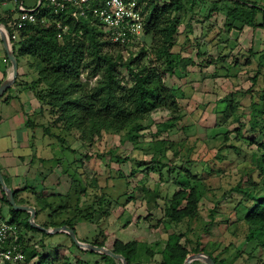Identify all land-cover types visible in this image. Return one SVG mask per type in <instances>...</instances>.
<instances>
[{
	"label": "trees",
	"instance_id": "trees-1",
	"mask_svg": "<svg viewBox=\"0 0 264 264\" xmlns=\"http://www.w3.org/2000/svg\"><path fill=\"white\" fill-rule=\"evenodd\" d=\"M5 1L0 0V5ZM21 1L23 2V0H16L17 11H19L18 5ZM40 1L42 3L39 6ZM209 2L211 6L207 7V14L204 17L209 19L218 11L224 14L226 12L224 27L221 28L211 22L202 36L194 40L186 34L181 50L184 53H190L186 57L175 56L173 51L179 43L180 27L185 23V14H195L197 7L203 11L204 4ZM218 2L224 5L219 7L216 5ZM37 6L35 9L40 12L39 21L18 31V39L13 41V49L18 63L20 58H26L28 65L37 70V80L32 81L31 87L27 84V87L35 92L42 104V109L47 108L51 114L52 122L45 128V134L51 135L54 124H59L67 133L76 130L79 133L78 138L83 143L94 144L105 136L119 135L131 142L136 150H146L148 154L151 153L153 156L149 162L137 161L136 167L129 176L120 175L126 177L127 183L133 182L139 173L149 175L151 170L162 172L165 164L161 162L159 155L167 151H176L173 146L174 142L170 139H156L163 132L175 129L177 122L182 118L177 90L167 84L166 76L168 74H178L179 78L186 76L188 68L197 65L196 59L192 56L193 52L202 62L227 63L228 58L222 53L218 54L216 59L211 58L212 53L207 46L210 45L209 42L216 39L226 45L233 30L241 32L246 26L264 30V4L261 5L254 0H169L167 2L150 0L145 8L143 38L152 37V45L148 48L144 45L136 53L130 48L134 45L139 46L141 41L130 44L132 46L113 43L108 38L109 34L103 28V24L93 15L76 18L71 15V12L57 14L52 7L46 6L44 0H39ZM13 15V11H7L4 15L0 14V23L11 34L15 30L13 25L17 21ZM42 18H46L47 22L42 23ZM186 23V27L192 31L191 21L188 20ZM214 30H217L216 34H213ZM223 32H226L229 37L226 40L222 39ZM210 33L213 34L212 39L207 40ZM127 53L128 56H126ZM248 53L249 57L245 65H250L252 62V48L248 50ZM5 59L10 63L7 54ZM200 64L199 66L203 65L201 62ZM240 64L239 61L229 64L226 69L227 77L236 76L237 72L243 68ZM122 69L127 71L128 77H125ZM233 69L238 70L233 72L231 71ZM260 78L263 81V86L260 87L261 96H258L257 100L255 96H251L249 106V129L247 131L250 135H245L246 125L242 122L234 130L235 139L237 138L235 141H239L241 145H256L253 155L255 156L254 165L230 192L240 195V200L234 208L236 212L234 223L246 226V241L255 243L258 249L264 250V140L260 142L257 139L258 135L264 138V65L261 63L252 78V86L258 85ZM94 79L95 82L91 84ZM4 80H0V85ZM252 88L248 90V93L253 92ZM9 90L0 100L8 101L9 97H6V94ZM237 93L238 91H232L217 101V103L226 105L223 111H219V114H223L222 117L225 120L229 119L227 124L240 122L243 117L239 110L241 103L236 98ZM160 111H168L169 119L160 124L162 127L155 134L153 133L151 142L143 141L144 132L152 126V115ZM30 123L28 122L26 126L32 129L35 123L31 125ZM229 134V132L225 134V144L231 140ZM51 136L57 137L62 144L66 142V139L61 138L59 134ZM225 146L227 149L235 150L236 153L241 151L240 146L236 144ZM68 147L71 148L69 144L66 148ZM112 160H115L114 156ZM130 160H132L131 156L124 159L119 156L116 158L118 163ZM142 166L146 167L140 169ZM183 172L192 174L190 169L185 167H174L168 170L167 182L170 186H176L177 189L169 198L166 197L164 213L165 218L176 223L199 218L200 202L208 190L204 185V180L195 174L190 175V178L195 181L194 184L189 180H186L187 183H180ZM254 172L262 178L260 184L252 175ZM51 174L52 171L47 170L42 164L29 185L23 189L13 190L19 205L29 204L20 197L22 192L30 191L33 194L37 219L44 215L43 212H48L47 222L42 224L43 227L51 229L67 226L73 229L78 236L77 226L79 224H95L98 229L96 236L91 240L78 236L79 240L107 247L114 253L123 255L129 264L151 261L159 253L162 260L158 264H184L190 253L205 251L198 241L196 247L189 249L187 243H183V238L185 239L186 236L188 238V235L175 232L168 236L164 249L159 248V242L153 246L137 239L124 242L115 236L111 237L112 241L109 244V235L105 234L104 221L110 217L113 203L105 191L98 192L97 178L89 179L90 183L88 187H85L84 173H81L82 178L81 175L66 173L67 183L59 177L52 183V186L56 185L55 189L47 186ZM173 174L177 176L173 177ZM162 176L163 174L160 173V178ZM4 178L8 182L6 176ZM140 183L138 186L143 194L142 198L147 202L155 201L159 194H151L153 191ZM39 187H42L41 190L38 189ZM87 190L90 194L95 193L94 200L91 202L86 200L89 198ZM0 192L2 194L0 202L9 207L8 220L5 217L3 206L0 207V223L6 222L17 227V243L26 257L20 264H91L85 259L86 255H100L103 264H117L116 260L109 255L78 247L68 234L65 235L72 241V247L59 246L52 256L40 253L38 249L29 245L25 233L34 231L41 233L44 237L53 235L32 227L29 223V213L15 211L9 204L1 185ZM132 198L134 196L130 195L129 199ZM146 218L151 217L148 215ZM211 222H215V219L212 218ZM210 224L205 226V231L208 230ZM208 253L217 264H225L210 252Z\"/></svg>",
	"mask_w": 264,
	"mask_h": 264
},
{
	"label": "rangeland",
	"instance_id": "rangeland-1",
	"mask_svg": "<svg viewBox=\"0 0 264 264\" xmlns=\"http://www.w3.org/2000/svg\"><path fill=\"white\" fill-rule=\"evenodd\" d=\"M38 1L23 0V4L27 9H35L38 7ZM160 1L167 2L169 0ZM254 1H257L261 5L264 4V0ZM216 5L221 7L224 4L218 2ZM210 6V2L205 3L203 11H200L199 7H197L195 14H185V23L180 27L179 43L173 51L175 56L182 55L186 57L189 55L190 52L184 53L181 50L183 38L186 34H189L194 40L202 36L211 22L216 23L221 28L224 27L226 12L224 14V12L218 11L210 16L209 19L204 17L207 14V7ZM16 8V0H7L6 4L0 5V14L4 15L7 11H13V17L17 19L19 11ZM188 20L191 21L192 31L186 27V21ZM216 32L217 30H214L213 34H216ZM213 34L210 33L207 40L212 39ZM227 38H229L227 33L223 32L222 39L226 40ZM209 44L207 46L212 53L210 55L211 58L216 59L217 55L222 53L227 56V63L221 61L218 63L213 62V64L202 62L201 59L196 58L195 52H193L192 56L196 59L197 65L190 66L186 76L182 78H179L178 74H168L166 76L167 84L177 90L179 103L182 108V118L177 122L175 129L163 132L156 139H170L174 142L173 146L176 151H167L165 154L159 155L161 162L166 166V168L165 166L162 168V172L160 170L157 172L151 170L149 175L139 173L131 183H127L126 177L124 178L120 175L129 176L136 167L137 161L149 162L153 155L151 153L148 154L146 150H136L131 142H128L119 135L105 136L94 144L83 143L78 138L79 133L76 130L67 133L59 124H54L51 135L59 134L61 138L66 139L65 144H62L55 136L46 135L45 128L49 124L51 125L52 122L51 114L47 108L42 109V104L35 92L27 87V84L30 86L32 81L37 80L38 73L35 68H31L28 65L26 58H20L19 69L22 72L26 68L28 70L27 74H19L18 80L16 79L17 83H14L9 88L10 90L7 92L6 97L10 99L18 98L21 102L29 98L39 101L37 109L25 113L23 116L25 124L28 122H31L30 125L35 123L32 125V129H30L29 139H31V143L28 147L22 148V154L24 152L23 156L31 154L30 159H33L37 153L38 155L47 157L48 153H43L44 148L47 147L51 151L49 152L51 155L65 158L67 161L62 172L67 170L68 174L81 175V178V173H84L83 183L85 187H88L90 183L89 179L96 177L99 185L98 192L103 190L108 194L107 197L112 199V213L108 220L104 221L105 234L109 235V244L112 241L110 240L111 237L115 236L124 242L137 239L141 242H148V244L153 246L156 242H159V248L164 249L170 234L174 232L177 234L186 233L188 235V238L187 236L185 237L187 242L183 238V243H187L189 249L196 247V242L198 241L201 243V247L205 248V251L200 253L209 255L208 252H210L225 264H264V250L258 249L255 243H248L246 241V226L234 223L236 220L234 208L240 200V195L230 192L242 179L244 174L253 167L255 161V156L253 155L256 151V145H241L239 141H235L237 138L235 139L234 130L242 122L246 125L244 127L245 135H250V132L247 130L249 129L248 120L251 96H255L254 98L257 100L258 96H261L260 87L263 86L261 78L258 85L252 86V78L258 70L259 63L264 65V30L262 28L246 26L241 32L233 30L230 34V40L226 45L221 40L216 39L209 42ZM138 45L131 47V51L133 50V52L137 53L144 45L147 48L151 47L152 37L143 38ZM250 48L253 51L252 62L250 65H245L246 59L249 57L248 50ZM126 56H128V53ZM233 61L241 62L240 66H243V68L237 72L236 76L227 77L226 69H228L229 64L231 65ZM200 62L203 63L202 66H199ZM236 70L238 69L231 71L235 72ZM121 71L125 77L128 75L125 69ZM215 74L216 76H214ZM94 82L95 79L92 80L91 84ZM251 88L253 92L248 93V90ZM232 91H238L236 98L241 103L239 110L243 117L240 122L227 124L229 119L225 120L222 117L223 114H219V111H223L226 105L220 104V102L217 103V101L226 97ZM29 94L32 96H28V98L27 95ZM2 103H4V99L0 100V107ZM169 117L168 111L154 113L152 115V126L144 132L142 140L151 142L153 133L155 134L162 127L160 124L166 122ZM228 132L230 133L231 140L225 144V134ZM257 137L260 142L264 140L260 135ZM68 144L71 148H66ZM232 144L240 146V153L225 148L227 147L225 145ZM72 147L79 151L77 158L82 160L78 164L80 166H75L73 158L76 155L73 156ZM221 149L223 151H220ZM219 153L221 154L220 156ZM112 156H114L115 160H112ZM118 156L121 159L131 156L132 160L118 163L116 162ZM134 159L136 161H133ZM144 167L142 166L140 169ZM174 167L190 169L192 174L204 180V185L208 189L200 202V216L196 220H185L181 223H176L165 218L166 197L169 198L177 189L176 186H170L167 182L169 178L168 170ZM160 173L163 174L162 178H160ZM192 174L183 172L180 183H187L186 180H189L190 183L194 184L195 181L190 178ZM252 175L260 184L262 178L257 176V172H254ZM176 176L177 174H173V177ZM64 180L66 182L65 178ZM139 183H143L150 191H153L151 194H159L155 201L146 202L142 198L143 194L138 186ZM41 188L39 187L38 189L41 190ZM87 192L89 198L86 200L91 202L94 200L95 193L91 192L90 194L88 190ZM1 195L0 192V197ZM130 195L134 196L131 200L129 199ZM20 197L29 202L26 205L34 207V196L30 191L22 193ZM0 207L4 209L5 217L8 220L9 207L3 205L1 202ZM43 214L38 219L36 218V222L40 225L47 222L46 216L48 212H43ZM148 215L151 218H146ZM212 218L215 219V222H211ZM127 222L129 224L126 225ZM209 223L211 224L208 230L205 231V226ZM77 230L79 237H87L89 240L98 233V229L92 223H84L77 227ZM65 234L56 233L52 237H44L41 233L28 231L25 233V238L29 241L31 247H35L40 253L52 256L59 246L72 247V241ZM193 254L197 253H190V255ZM85 259L91 264H103L100 255H86ZM161 260L162 258L159 253L151 261L139 264H158ZM116 263L123 264L120 260H116ZM191 264L206 263L202 260H195Z\"/></svg>",
	"mask_w": 264,
	"mask_h": 264
},
{
	"label": "built area",
	"instance_id": "built-area-1",
	"mask_svg": "<svg viewBox=\"0 0 264 264\" xmlns=\"http://www.w3.org/2000/svg\"><path fill=\"white\" fill-rule=\"evenodd\" d=\"M150 0H44L46 6L55 13L71 12L73 17L93 15L109 34V39L119 45L135 44L143 40L145 26V8ZM42 1L39 2V6ZM19 17L14 23V32L10 39L17 41L18 31L29 24L39 21L40 12L27 9L21 1L18 5ZM42 23L47 19L42 18ZM132 46V45H130ZM17 227L6 222L0 223V264H20L25 254L17 243Z\"/></svg>",
	"mask_w": 264,
	"mask_h": 264
},
{
	"label": "crops",
	"instance_id": "crops-1",
	"mask_svg": "<svg viewBox=\"0 0 264 264\" xmlns=\"http://www.w3.org/2000/svg\"><path fill=\"white\" fill-rule=\"evenodd\" d=\"M7 0L3 2L6 4ZM1 4V5H3ZM6 52L3 46V42L0 36V80L7 79L12 74V65L5 61ZM20 67V66H19ZM28 70L25 68L24 71H20L19 74H27ZM18 74V76H19ZM32 96V95H27ZM29 98V97H28ZM38 101V100H37ZM36 99L29 98L24 102L18 100V98L8 99L4 101L0 107V168L4 176H6L8 182L7 185L12 189H23L29 183H31L37 170L41 169L42 164L49 171H52L51 178L48 181V187L56 189V185L52 186L53 181L61 177L67 179V170L63 171V167L67 164L65 158L51 155L49 148L45 147L44 152L48 153L47 157H43L40 154H35V158H31V154L23 156L22 148L28 147L31 143L29 139L30 129L27 128L24 123L23 116L25 113L34 111L39 106V101ZM29 130V132H28ZM57 146L56 144H53ZM64 148V147H63ZM73 158L75 166L82 162L81 159L77 158L79 151L72 147ZM72 160V161H73ZM35 161V162H34ZM44 162V163H42ZM22 192V193H26ZM147 202V201H146ZM151 215V213H149ZM84 223L79 224L83 225Z\"/></svg>",
	"mask_w": 264,
	"mask_h": 264
},
{
	"label": "water",
	"instance_id": "water-1",
	"mask_svg": "<svg viewBox=\"0 0 264 264\" xmlns=\"http://www.w3.org/2000/svg\"><path fill=\"white\" fill-rule=\"evenodd\" d=\"M0 36L1 40L3 42V46L5 49V52L7 54V57L12 65V74L10 77L5 79L2 84L0 85V99L3 97L5 92L12 87V85L15 83L18 74H19V63L16 57V54L13 49V43L10 39L9 32L7 31L6 27L0 23ZM0 185L2 187V190L6 194V198L9 202V204L12 206V208L15 211H22V212H28L30 214L29 217V223L32 227L39 229L40 231H43L47 234L53 235L56 233H66L68 234L71 239L74 241V243L88 251H92L95 253L105 254L109 255L110 257L114 258L115 260H120L123 262V264H129V262L125 259V257L121 254H116L112 250H110L107 247L104 246H98L94 245L92 243H85L79 240L77 234L75 231L67 226L62 227H56V228H45L42 225L38 224L36 222V216H37V209L35 207H31L28 205H19L15 199L14 191L7 185L4 175L2 173V170L0 168ZM195 260H202L206 264H217L215 260L208 254L205 253H197L193 255H189L185 261L184 264H191Z\"/></svg>",
	"mask_w": 264,
	"mask_h": 264
}]
</instances>
